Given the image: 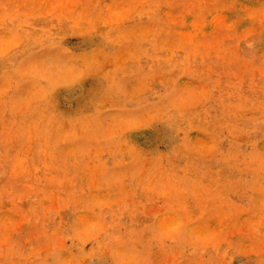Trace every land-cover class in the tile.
Segmentation results:
<instances>
[{"label":"rangeland","instance_id":"rangeland-1","mask_svg":"<svg viewBox=\"0 0 264 264\" xmlns=\"http://www.w3.org/2000/svg\"><path fill=\"white\" fill-rule=\"evenodd\" d=\"M0 264H264V0H0Z\"/></svg>","mask_w":264,"mask_h":264}]
</instances>
